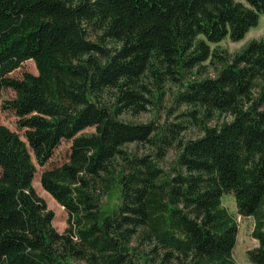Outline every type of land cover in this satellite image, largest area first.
Segmentation results:
<instances>
[{
    "label": "trees",
    "instance_id": "trees-1",
    "mask_svg": "<svg viewBox=\"0 0 264 264\" xmlns=\"http://www.w3.org/2000/svg\"><path fill=\"white\" fill-rule=\"evenodd\" d=\"M262 14L264 0H0L2 108L24 136L0 122V264H237L229 192L264 264V34L219 44ZM30 59L36 74L9 75ZM61 140L67 160L39 178L58 231L32 179Z\"/></svg>",
    "mask_w": 264,
    "mask_h": 264
},
{
    "label": "rangeland",
    "instance_id": "rangeland-1",
    "mask_svg": "<svg viewBox=\"0 0 264 264\" xmlns=\"http://www.w3.org/2000/svg\"><path fill=\"white\" fill-rule=\"evenodd\" d=\"M264 34V14L260 15L258 24L250 28L249 31L245 34L244 38L238 41H232L228 38L222 40L219 44L227 49L229 52H234L240 49L244 44H246L251 39H256L261 37ZM29 72L36 74L37 70L34 62L30 60L24 61L20 67L13 70L9 75L12 77L20 78L23 73ZM13 97V91L9 88H4L0 91V122L7 126L9 129L17 132L19 136L24 140L23 129L17 126V116L12 110L3 109L2 105L7 99ZM152 114L150 111L141 113L139 116L134 118V120L139 122H146L150 120ZM92 128L85 129V132L92 131ZM198 133L195 129H190L187 132V136H196ZM70 147V141L61 140L58 146L53 150L51 157L48 161L40 166L35 163L36 171L33 176L32 185L35 189V192L45 201L46 207L53 212L52 225L58 230L63 231L66 227V212L64 209L45 191L40 185L39 178L43 170L58 166L65 162L68 158ZM132 149L133 147L130 146ZM145 151L140 149V152ZM173 152L170 151L167 160L172 157ZM119 190L117 188L113 189L109 194L104 196L101 200L103 205L104 212L112 211L116 204L118 203ZM221 204L226 208L228 213L233 216L237 224V236L236 243L233 248L232 254L235 262L237 264H251L246 256V251L253 248L257 245L256 239L251 235L253 228V219L250 216H241L237 214L235 201L233 194L231 192L225 193L222 196Z\"/></svg>",
    "mask_w": 264,
    "mask_h": 264
}]
</instances>
